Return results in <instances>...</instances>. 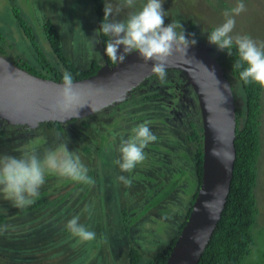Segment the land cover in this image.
I'll return each instance as SVG.
<instances>
[{"label": "rangeland", "instance_id": "obj_1", "mask_svg": "<svg viewBox=\"0 0 264 264\" xmlns=\"http://www.w3.org/2000/svg\"><path fill=\"white\" fill-rule=\"evenodd\" d=\"M105 1L113 6L119 3V0ZM219 1L164 0L163 7L166 16L180 22L186 34H194L190 38H194L200 43L203 42L206 29L211 25L222 24L226 19L224 13L231 12L229 9L222 10L221 7H217L220 12L215 10L216 6H212V3L217 5ZM227 1L238 3V0ZM144 3L146 0H136L134 8L124 9L119 16L113 18L125 19L129 12L140 10ZM235 3H233V7ZM243 3L246 6V11L235 16L234 31H237L239 35L250 36L258 45L264 44V0H243ZM16 11H19L33 28L37 36L35 42L22 33L17 22ZM169 18L167 19L171 21ZM96 19L95 0H0V29L2 35L6 37V40L2 42L6 49L5 56L37 68L41 67L40 60H49L51 63L57 62L59 69L66 71V62L59 60L47 38L46 24L50 22L58 32L63 53L67 56L68 61L81 67H86L91 63L92 58L104 63V47ZM189 20H197L199 27L190 29L188 27ZM177 31L180 32L182 29L177 28ZM122 48L123 46H121ZM174 75V78L179 79L177 81L179 84L175 82L177 79L174 80L169 75L163 83L155 75H150L148 78L154 79L153 82L147 83L144 80L123 100L86 118L89 122L87 125L81 123L83 120L81 118L65 123L63 130L56 131L48 129L43 125L44 123L30 128L2 121L3 124L0 126L10 131L0 135V148L3 149L0 154L19 157L24 153H35L43 158L47 151L66 145L69 151L79 156L95 183L94 185L85 184L88 189L85 197H82L84 190L77 189L68 194L63 203H58V200L61 199L59 194L63 191L61 185H53L50 180H45L40 192L48 190V193L51 194L48 202L52 201V204L48 207L43 205L34 209L36 214L41 216H32L29 212L20 215L17 213L19 208L14 207L11 201L3 202L1 212L9 220L8 222L5 219L6 225L8 223L17 225L15 229L9 231L14 230L13 233L19 235V232H22L21 228L25 227L24 234L31 236V240L26 241L27 244L35 246L34 248L32 246L23 248L24 255L30 252L29 260H24L20 250H14L10 246L15 245L21 248L19 244L24 243V240L21 238L16 241L9 240L7 235L10 233L5 234L9 226L2 224L0 242L8 244L6 248L11 249L9 256L15 255L20 258L12 257L10 260H6L0 253V258L4 261L0 264H127L129 241L141 249L143 252L142 261L146 262L168 243L179 220L175 219L173 214L171 217L165 216L166 213H163L162 210L165 203L176 208H178L177 203L181 200L184 201V204L186 203L185 198H189L187 195L189 187H186L188 190L184 191V183L182 187L179 186L167 195L166 199L164 198L166 201L164 200L158 206L150 209L139 219L132 227L135 233L132 237L125 236L122 209L126 208L129 218L134 213L140 214L143 211L141 209L143 200H148L151 195L156 194L157 190H161V185L158 183L166 182L165 187H167L168 180L175 174L178 167L189 162L185 154L182 155V151L187 149L186 152H190L188 148L193 147V143L188 138L191 123L193 121L196 126H199L202 124V117L200 109L192 108L191 105L185 106L188 101H183L180 96L184 91L183 88H188L187 79L178 71ZM153 94L159 96L155 98L152 97ZM237 96L238 101H242L238 90ZM262 98L261 174L263 173V175L259 182L261 200L262 195L264 197V90ZM141 124L150 127L157 137L156 141L150 143H157L159 148L158 150L149 148L151 146L149 143L144 149L146 159L138 164L132 173L121 172L119 166L113 163L120 156L118 151L120 142L122 139L129 138L133 134L132 129ZM104 137H106V141ZM102 139L104 143L100 144ZM98 146H101L100 151H97ZM120 175L130 178L131 185L126 186L119 181L117 177ZM50 177L55 180L63 179L55 174ZM0 197L3 195L0 194ZM262 202L264 201L262 200ZM45 208L54 211L55 215L61 214L62 229L60 225L55 226L54 230L41 232L37 229L38 227L32 228L34 224H31V229L28 230L26 224L30 221L39 225L42 221L46 222L42 215L48 212L45 211ZM106 210L107 216L103 217V212ZM182 215L177 217H182ZM34 216L39 218L35 219ZM99 216L103 218L104 222L107 217L109 225L106 223V226L110 228L109 232L104 233L103 236L101 231L103 232L104 229L100 226ZM30 217H32L31 220ZM73 217H79V223L88 230L95 233L97 231L95 240L80 242L78 238L70 234L66 225ZM100 228L101 231H99ZM49 234L52 239L62 237L58 247L56 244L49 245L54 243L48 236Z\"/></svg>", "mask_w": 264, "mask_h": 264}, {"label": "trees", "instance_id": "obj_2", "mask_svg": "<svg viewBox=\"0 0 264 264\" xmlns=\"http://www.w3.org/2000/svg\"><path fill=\"white\" fill-rule=\"evenodd\" d=\"M233 3H235V1L230 3L227 0H220L217 5H214L212 3V6H216L214 7V9L220 12L217 7H221L222 10H231L236 6L235 3V6L233 7ZM104 4H107L105 0H95V10L97 18L96 25L98 29L104 15ZM16 16L18 18L17 22L22 33L35 42L37 40V36L34 33V30L31 25L26 21V19L21 16L19 11H16ZM167 18L169 17L166 16L164 18L165 24L177 21L172 20V18H169L171 19V21H169ZM188 22V27L190 29H196L197 27H199L197 20H189ZM215 27L217 26H209L206 29L203 42H197L196 44H199L200 46L210 51L218 59V61L223 67L225 75L231 82L236 99V159L231 189L227 198L226 205L223 209L221 218L213 232V235L208 245L206 246V249L204 250L198 264H264V202H262V200L264 201V197L262 195L261 200V196H259V182L263 175V173L261 174V160L263 125L262 97L264 87H261L256 83H249L246 85L243 81L239 79V71L241 69H236L233 66L235 61L238 59L235 47L232 48V56H230L226 52L219 51L216 46L211 45L208 42L207 35ZM46 29L47 38L50 42L51 48H53V51L58 56L59 60L66 62V71L71 73L74 79H81L95 74L97 70L101 67V63H99L97 60H92L91 63H89L86 67H81L78 66V64L76 65V63L68 61L67 56L63 53V48L61 46V41L58 32L53 26V24L50 22L46 24ZM99 33L102 38L103 47L105 48V45L109 38L107 36H104L102 32ZM237 34V31H233V35ZM5 40L6 37L2 35V31L0 29V53L6 55V49L4 48V45L2 43ZM105 59L110 64H112V62L106 57V55ZM13 61L34 74L46 78H52L57 81H63L62 78L63 73L65 71L59 69V65L57 62L51 63L49 60H40L39 63L41 67L37 68L28 64L17 62L15 60ZM236 89L241 95L242 101L240 102L238 101ZM189 90L191 100L193 99L197 101L196 94L194 93L193 89L190 87ZM158 96V94L152 95V97L155 98H157ZM196 108L199 110L198 106ZM88 117L83 118L81 122L83 125H87L89 123L86 119ZM75 120L76 119L73 118L68 122H72ZM3 122L2 120H0V124H3ZM43 125H45L48 129L56 131L64 129V124L60 122H48L44 123ZM8 131L10 130H8L7 128L4 129L2 126H0V135H3ZM188 138L193 143V147L188 148V150L190 149V152H186L187 149L182 151V155L185 154L186 159L189 162L185 165H180L178 167V170L175 171V174H173L171 176V179L168 180L169 183L167 187L169 185L170 186L167 188L165 187L167 183L160 181L158 185H161V190H157L155 192L156 194L154 196L151 195L148 200H143L141 208L143 209V211H141L140 214L134 213L131 215V218H129V214L126 208L122 209V215L124 219L123 228L125 230V236L132 237L135 234L133 232L132 227L139 221V219L147 211L153 209L154 207L158 206L161 202H163L166 199L165 197L169 195L173 190L177 189L179 186L182 187V184L184 183V191L188 190L186 189V187H189V190L187 191V195L189 196V198H185L186 203L184 204V201L181 200L177 203L176 206L178 208H176L164 202L165 207L162 210L163 213H166L165 216L171 217L173 214V217L179 220L176 224V230L172 234L168 243L159 252H157L153 258L148 259L146 262L142 261L143 252L141 251V249L135 247V245L131 244V241H129L128 243L130 248L128 250L129 252L127 264H165L177 240L178 234L182 230L189 217L193 202L197 196L198 188L201 184L203 176L202 124L196 126V123L192 121L191 131L188 135ZM104 139L106 141V137H104ZM101 143H104L103 139L101 140L100 144ZM106 144H108V142H106ZM150 144L151 146H148L149 148L158 150L159 145L157 143ZM98 150H101V146L97 147V151ZM0 152H3L2 148H0ZM87 174L89 175V172ZM178 174L180 175L179 177L176 176ZM51 175L53 174L46 173L45 180H50V183H52L53 185H61V188L63 190L62 193L59 194L61 195L59 197L61 199L58 200V203H63L65 197H67L68 194H70L72 191L74 192L77 189H83L84 193L82 194V197L86 196L88 189L87 187H85V184L76 183L66 178L59 180L51 179ZM50 195L51 194L48 193V190H42L40 192V196L35 199V202L33 204L24 208H19L17 213L23 215L24 213L29 212V214H31L32 216H41L36 214L34 209L39 208L43 205H46L48 207L50 204H52V201L48 202L50 199ZM0 201H2L0 202V227L2 226V224H4V226H8V224L6 225L7 216L5 214H2L1 212L3 209V207H1V204L3 202H7L8 200L4 197H0ZM45 211H48L46 214H42L45 215L44 220L46 219V222L44 223L45 227L41 226L42 228H44V230L46 227H51L52 223L57 225L61 222V214L53 216L54 211H51L49 208H45ZM106 213L107 210L103 212V217L107 216ZM180 214H183L182 217H177L180 216ZM31 218L32 217H30V220ZM33 218L36 219L39 217L34 216ZM105 220L106 222H104L103 218L99 216L100 226L102 227V229H104L103 232L101 231V228L99 229V231H101L102 236L104 235V233L107 234L110 230V228L106 226V223L108 224L107 217H105ZM7 221L9 222V220ZM102 222L104 223L102 224ZM37 229L40 231L39 228ZM26 240L27 239L24 240V243L19 244L21 248H18L15 245L10 246H12L14 250H20L22 258H24V260H29L30 252L24 255V249L30 246L34 248L35 245H28ZM7 245L8 244H5L4 242H0V249H2L0 250V253L3 254L4 259L10 260L12 257L18 259L19 256H9V254L11 253V249L6 248L8 247ZM0 262H4L2 258H0Z\"/></svg>", "mask_w": 264, "mask_h": 264}, {"label": "water", "instance_id": "obj_3", "mask_svg": "<svg viewBox=\"0 0 264 264\" xmlns=\"http://www.w3.org/2000/svg\"><path fill=\"white\" fill-rule=\"evenodd\" d=\"M151 65L135 52L121 64H102L95 74L74 79L78 101L61 110L57 101L63 81L34 74L0 53V120L34 128L88 117L126 98L152 75ZM169 65L167 69L181 71L199 103L203 176L189 217L165 264H198L231 189L236 159V99L218 59L199 44L190 46L187 54L174 53Z\"/></svg>", "mask_w": 264, "mask_h": 264}, {"label": "clouds", "instance_id": "obj_4", "mask_svg": "<svg viewBox=\"0 0 264 264\" xmlns=\"http://www.w3.org/2000/svg\"><path fill=\"white\" fill-rule=\"evenodd\" d=\"M163 3L164 0H146L140 10L129 12L125 19H114L113 17L119 16L124 9L134 8L136 0H119L115 6L104 4V15L99 26V31L109 38L104 48V55L112 64L123 63L128 55L135 52L143 62H152L151 74L155 75L161 83L167 77V68L170 66L169 58L176 52L187 54L188 48L197 43L196 39L190 38L194 34H186L180 22L165 24L164 18L167 14ZM244 11H246V6L243 0H238L231 12L224 13L225 21L208 33L207 40L219 51L226 52L230 56H232V48L235 47L238 59L233 66L236 69H241L239 79L246 85L256 83L264 87V44L258 45L248 35H233L236 26L235 16ZM177 28L182 31L178 32ZM97 34L99 35V33ZM121 46H123L122 51ZM99 63L101 66L104 64L103 62ZM62 79L57 106L61 110H66L76 103L79 97L71 73L65 71ZM225 88H229V86L225 85ZM132 133L129 138L121 140L118 148L120 156L113 161L119 166L121 172L132 173L134 168L146 159L144 149L150 142L157 139L146 124L133 128ZM46 173L55 174L76 183L86 185L95 183L87 174L88 169L81 162L79 156L69 151L64 145L62 148L47 151L43 158L35 153H24L19 157L0 154V194L11 201L14 207L30 206L39 197L40 188L45 183ZM117 179L126 186H130L132 183V180L124 175L118 176ZM44 223L42 221L39 225L30 221L26 225L28 230L31 229L30 225L34 224L32 228L38 227L40 231L44 232L54 230L55 226L61 225L60 228H62L60 222L57 225L52 223L51 227H46L44 230L41 227H45ZM8 226L5 233H10L7 235L9 240L16 241L20 238L21 240L27 239L26 241L31 240V236L24 234L25 227L21 228L22 232H19L18 235L13 233L14 230L9 231L15 229L17 225L8 223ZM66 228L80 242H90L96 238L94 231L88 230L79 223V217L70 219ZM48 236L50 237V234ZM61 238V236L58 239L50 237L54 243L49 245L56 244L58 247Z\"/></svg>", "mask_w": 264, "mask_h": 264}, {"label": "flooded vegetation", "instance_id": "obj_5", "mask_svg": "<svg viewBox=\"0 0 264 264\" xmlns=\"http://www.w3.org/2000/svg\"><path fill=\"white\" fill-rule=\"evenodd\" d=\"M107 62L105 61L104 62V64H106ZM109 63V62H108ZM181 72L180 70H178V69H168V71H167V75H169V76H171L172 78H174L173 76H175L174 75V73L176 74V72ZM178 75V74H177ZM175 79H177V78H174V80ZM174 80H173V82H174ZM179 79H177V80H175V82L176 83H178L179 84V82H177ZM154 81V79H149V78H147L146 79V81L145 82H147V83H151V82H153ZM188 86V88L186 89V88H183V93H181L180 94V96L183 98V101H188L187 103H186V105L185 106H189V105H191L192 106V108H196L198 105V102L196 101V100H193V101H191V97H190V95H189V93H190V90H189V88H190V85H187ZM187 93V94H186ZM193 102V103H192ZM91 117V116H90ZM66 123H68V122H66ZM65 124V123H64Z\"/></svg>", "mask_w": 264, "mask_h": 264}, {"label": "crops", "instance_id": "obj_6", "mask_svg": "<svg viewBox=\"0 0 264 264\" xmlns=\"http://www.w3.org/2000/svg\"><path fill=\"white\" fill-rule=\"evenodd\" d=\"M90 46H92V45H90ZM94 59H95V58H92V59H91V61H92V60H94ZM44 216H45V215H44ZM53 216H55V214H54V213H53Z\"/></svg>", "mask_w": 264, "mask_h": 264}]
</instances>
